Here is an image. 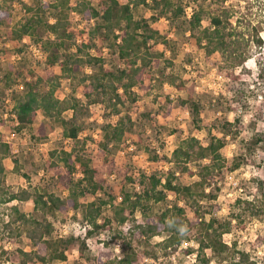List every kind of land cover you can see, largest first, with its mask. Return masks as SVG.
<instances>
[{
    "label": "rangeland",
    "instance_id": "rangeland-1",
    "mask_svg": "<svg viewBox=\"0 0 264 264\" xmlns=\"http://www.w3.org/2000/svg\"><path fill=\"white\" fill-rule=\"evenodd\" d=\"M33 1H10L11 23L18 21L26 13L23 3ZM76 1L79 0H70L73 4ZM90 1L99 8L96 0ZM146 1L132 2L134 16L146 19L151 25H165L172 45L167 47L159 42H151V49L161 51L163 55L160 56L158 64L151 63L150 72L153 78L149 92L135 86V99H126L124 103L119 104V114L112 113L110 106H106L102 101L91 102L87 109L83 108L85 114L77 113V121L81 125L79 137L85 142L82 146H77L92 162L102 161L97 149V141L101 139V125L107 120L115 121L119 115L129 113L131 127L126 141L109 144L106 151L108 157L113 159L115 168L105 170L103 176L116 195L115 202L121 199L122 189L139 191L142 187L141 178H144L147 184V176L151 173L160 175L163 180L167 170L171 169L175 173L174 182L191 183L198 176L190 171H195L207 158L189 161L186 167L170 160L172 149L182 137L195 135L203 140V143H207L209 139L207 129H198L194 124L191 103L184 101L189 98L198 104L202 121H209L211 131L224 137L222 154L228 158L239 157L241 161L236 168L223 167L218 173L217 181L211 185V195L206 194L199 200L200 216L205 219L211 215L225 218L236 197L264 198V43L261 48L250 45L247 63L244 67L237 65L234 68L240 76L232 82L226 72L220 71L212 59L206 56L204 49L196 44L188 28V18L193 7L200 2H210L211 7L208 9L213 10L222 4L243 6L248 0H176L183 8L177 17L161 15L159 8L153 9L148 4L150 0ZM262 2L263 0L253 2L251 18L264 19ZM241 9L247 11L246 7ZM53 13L54 10L50 6L44 9V16L50 20H53ZM98 20L99 17L88 20L74 11L71 26L77 34L59 48V51L74 50L76 43L80 41L78 32L83 30L85 38L92 43L90 51L95 53L97 48H100L104 66L117 69L124 65L116 52V42L120 38L106 39L100 32L92 35V28ZM202 23H208L207 16H204ZM5 30V26H0V133L10 142L12 151V154L4 159L5 184L10 191H17L35 183L47 191L65 195L67 188L58 180L55 170L49 168L47 161L51 149L69 148L71 140L62 136L61 125L47 116L42 109L37 111L34 123L19 129L14 126L11 114L14 94L22 89L29 71H38L44 65V53L40 56L33 47L43 46L46 33L39 27L33 35L9 40L5 36ZM261 35L264 38V27ZM227 68L230 70L231 67ZM93 69V64H87L79 68L76 78L61 75L56 94L66 97L73 93L81 97L85 105L87 99L82 93L79 77ZM8 72L10 76L6 78ZM55 72L61 73L58 64L55 66ZM72 112V109H66L63 114L69 117ZM39 123L45 124L44 135H38L36 132ZM119 168L124 169L126 173ZM74 175H81L78 166ZM128 175L131 178H128ZM209 190L210 186H207L205 191ZM166 193L164 199L151 203L153 213H159L174 203L186 206L187 211L192 212L186 196L172 190H166ZM81 200H86V197ZM12 203H16L20 210L30 215L50 220L53 224V235L73 236L74 241L67 249L66 259H55L52 264H95L93 256L98 247L104 245L101 240L103 238L108 240L107 246L113 255L120 256L122 249L129 244L137 251H145L137 264H200L195 252L186 250L187 247H197L195 227L189 230V238L183 240L176 248L161 246V239L166 232L150 238L133 239L130 242H127V238L110 237L114 229L108 227L87 235L85 230L89 225L83 219L80 208L68 207L66 210L43 213L33 207L31 198L0 203V264H15L18 260L17 249L31 247L29 238L16 226L17 221L11 224L12 229L5 225L10 217L12 219V216H15L10 209ZM111 214V207L105 205L102 215ZM101 219L102 216L99 217V220ZM141 219V213L136 209L133 220L129 223ZM112 226L116 227V224L112 223ZM263 232L264 218L253 216L246 217L244 226H232L222 237L228 244L235 242L236 249L248 250L256 264H264V243L256 242V236ZM83 241L85 246L80 249ZM206 253L210 258L209 264H226L224 252L214 254L208 250Z\"/></svg>",
    "mask_w": 264,
    "mask_h": 264
},
{
    "label": "trees",
    "instance_id": "trees-1",
    "mask_svg": "<svg viewBox=\"0 0 264 264\" xmlns=\"http://www.w3.org/2000/svg\"><path fill=\"white\" fill-rule=\"evenodd\" d=\"M10 1L12 0H0V26L6 27L7 39L17 40L24 35H33L39 27L46 33L41 47L44 51V65L38 71L30 70L22 89L14 94L11 106L14 126L19 129L34 123L37 111L42 109L47 116L61 125L62 136L69 138L71 145L69 148L51 149L47 161L49 168L55 170L58 180L67 188L65 195L47 191L35 183L31 187L10 191L4 179V159L12 154L11 145L0 133V203L31 198L33 207L43 213L66 210L68 207L80 208L83 219L89 225L85 230L87 235L108 227L114 229L110 237L127 238V242H130L133 239L150 238L166 232L160 242L163 248H176L183 240L189 238V230L195 227L197 247H187L186 250L195 252L200 264H209L210 258L206 253L208 250L214 254L224 252L226 264H256L248 250L236 249L235 242L228 244L222 234L232 226H244L246 217L264 218V198L236 197L225 218L211 215L205 219L199 214V200L206 194L211 195V185L217 181L218 173L223 167L236 168L241 161L239 157L228 158L222 154L224 137L211 131L209 121H202L195 101L184 99L191 103L196 128H206L209 139L207 143H203V140L195 135L184 136L172 149L170 156V160L176 164H184V167L189 161L207 158L195 171H190L198 176L191 183L174 182L175 173L171 169L167 170L163 180L160 175L151 173L147 176V184L144 178H141L142 187L139 191L122 189L121 199L115 202L116 195L103 176L105 170L115 168L113 159L108 157L106 151L109 144L126 141L131 127L129 113L119 115L115 121L107 120L101 125L102 133L101 139L97 141V149L102 161L92 162L77 146L85 144L79 137L81 125L77 121V113L85 114L83 108L87 109L91 102L102 101L106 106H110L112 113L119 114V104L124 103L126 99H135V86L149 92L153 78L150 72L151 63L158 64L160 56L163 55L161 51L151 49V42H159L167 47L172 45L165 25H151L146 19L134 16L132 2L147 1L96 0L99 6L97 8L90 0H79L74 4L70 0H34L33 3H23L26 13L14 23H11ZM253 2L255 0H248L243 6L222 4L213 10L208 9L211 7L210 2H200L193 7L188 18V28L196 44L204 49L206 56L212 59L220 71L226 72L232 82L240 76L234 68L237 65L244 67L247 63L250 45L261 48L264 43L261 35L264 19L251 18ZM148 4L153 9L159 8L160 14L166 16L177 17L183 10L176 0H150ZM261 4L264 9V0ZM47 6L54 10L53 20L44 16ZM240 7H246L247 11ZM74 11L88 20L99 17L92 28V35L100 32L106 39L120 38L116 42V52L123 66L117 69L105 67L100 48H97L95 53L90 51L92 43L85 38L83 30L78 32L80 41L76 43L74 50L59 51V48L77 34L71 26ZM204 16L208 17L207 24L202 23ZM56 64L61 73L55 72ZM87 64H93L94 69L79 77L82 93L87 99L86 104H83L81 97L73 93L66 97L58 96L56 89L59 77L64 75L76 78L79 68ZM229 66L230 70L227 68ZM9 76L10 72L5 77ZM66 109H72L71 116L63 114ZM36 132L38 135H44L45 124L39 123ZM77 166L81 171L79 176L74 175ZM119 170L126 173L124 169ZM127 177L131 178L129 175ZM207 186H210L209 191H205ZM166 190L186 196L192 212H188L186 206L174 203L159 213H153L151 203L164 199ZM82 197H86V200L82 201ZM105 205L112 209L110 216L102 215ZM10 209L15 216H12V219L10 217L5 225L12 229L11 224L17 221L19 231L25 233L31 244L30 249H17L18 260L15 264H52L55 259H66L67 249L74 241L72 235H53V224L50 220L30 215L20 210L16 203H12ZM136 209L140 211L142 219L134 220L130 224ZM101 216L102 219L99 220ZM112 223H115L116 227H113ZM101 240L104 245L98 247L93 256L95 264H137L145 253L137 251L129 244L122 249L120 256L113 255L107 246L108 240ZM256 242L264 243V232L256 236ZM84 244L83 241L80 249L84 248Z\"/></svg>",
    "mask_w": 264,
    "mask_h": 264
},
{
    "label": "built area",
    "instance_id": "built-area-1",
    "mask_svg": "<svg viewBox=\"0 0 264 264\" xmlns=\"http://www.w3.org/2000/svg\"><path fill=\"white\" fill-rule=\"evenodd\" d=\"M33 50L36 51L37 53H39L40 56H41L42 53H44L43 50L39 47V45L38 46H34ZM11 135H13V133Z\"/></svg>",
    "mask_w": 264,
    "mask_h": 264
}]
</instances>
